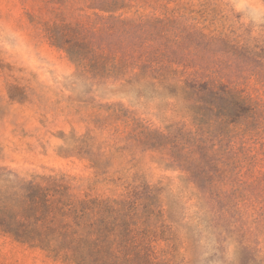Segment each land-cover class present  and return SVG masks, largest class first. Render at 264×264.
<instances>
[{
    "label": "trees",
    "instance_id": "trees-1",
    "mask_svg": "<svg viewBox=\"0 0 264 264\" xmlns=\"http://www.w3.org/2000/svg\"><path fill=\"white\" fill-rule=\"evenodd\" d=\"M36 1L43 13L37 23L45 38L66 54L80 75L119 83L140 97L173 100L187 120L151 129L122 105L111 104L108 115L93 123L112 129L115 141L122 143L111 146L114 153L122 157L135 149L155 152L195 189L233 187L234 180L226 175L237 155L229 147L232 138L258 131L264 106L228 73L247 72L263 86L264 43L209 37L173 16H145L138 10L130 15L144 0ZM221 63L227 68L223 72L214 69ZM93 142V137L81 140L76 155L105 173L114 153L103 143L94 151ZM242 149L239 153L245 155ZM3 176L0 170V232L13 241L70 264L171 262L161 259L152 246L158 236L168 245L176 239L171 225L161 222L159 233L156 228L163 217L158 198L162 188L132 181L122 198L103 199L78 196L64 176L42 177L37 184ZM212 195L208 208H200V221L205 223L202 232L213 235L219 249L221 234L233 233L235 209L230 196Z\"/></svg>",
    "mask_w": 264,
    "mask_h": 264
},
{
    "label": "rangeland",
    "instance_id": "rangeland-1",
    "mask_svg": "<svg viewBox=\"0 0 264 264\" xmlns=\"http://www.w3.org/2000/svg\"><path fill=\"white\" fill-rule=\"evenodd\" d=\"M144 1L130 15L138 10L145 16H173L183 26L209 37L264 43V0ZM39 8L36 0H0L1 178L37 184L42 177L64 176L66 185L78 196L103 199L122 198L132 181L134 185L143 182L162 188L158 198L163 217L156 228L161 222L171 225L176 239L169 245L163 236L153 240L161 259L170 260L169 264H264V122L250 136L232 138L229 147L237 155L226 175L234 180L233 187L195 189L182 173L166 167L155 152L135 149L132 155L121 157L111 148L122 145L115 141L112 129L93 123L95 118L108 115L107 106L122 105L151 129L164 130L187 120L173 106V100L140 97L119 83L92 81L80 75L66 54L45 38L37 23L43 14ZM214 69L223 72L227 68L221 63ZM228 75L264 106V85L257 84L247 72ZM86 137L94 138V151L103 143L102 147L109 145L107 149L114 153L105 173L96 172L76 155ZM241 146L245 155L239 153ZM212 193L230 196L235 209V218L230 220L233 233L221 234L219 249L213 235L202 232L205 223L200 221V208H208L206 202ZM0 264L70 263L0 232Z\"/></svg>",
    "mask_w": 264,
    "mask_h": 264
}]
</instances>
